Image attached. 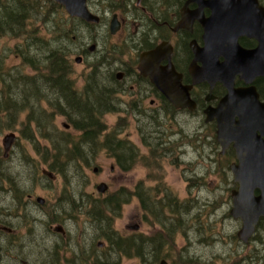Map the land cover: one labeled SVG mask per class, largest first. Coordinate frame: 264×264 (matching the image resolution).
Returning <instances> with one entry per match:
<instances>
[{
	"label": "rangeland",
	"instance_id": "obj_1",
	"mask_svg": "<svg viewBox=\"0 0 264 264\" xmlns=\"http://www.w3.org/2000/svg\"><path fill=\"white\" fill-rule=\"evenodd\" d=\"M55 17L57 22L65 23L68 27H72L71 20H74V25L68 36L63 31L65 26H56L55 30H51L56 32L54 33L56 36L53 35L48 40L66 48L65 51L69 54L68 60L72 68L70 76L77 89L84 85L85 78L91 71L100 70L101 73H104L106 69H113L114 76V68L118 63L128 61L132 55L134 58L132 47L123 36L117 34L107 37L108 29L105 26V21H102L100 25L90 27L84 24L86 22L82 19L70 17L64 9L63 12H56ZM82 22L84 23L82 24ZM43 32V30L40 31V33ZM49 36V34L45 35V37ZM92 43H95L94 49L84 53L83 51H87L88 46ZM13 44L14 41L1 37L0 55L8 54L9 51L4 49L13 46ZM78 55L82 56L80 63H76L74 60ZM8 58L9 66H15L13 71L19 70L20 74L34 73L30 66H23L16 56L9 55ZM108 62L110 63L108 64ZM93 63H95L94 66L98 65L95 69ZM129 82V79L124 77L121 81L123 91L119 90L116 95L118 96L116 102L119 112H110L102 116V121L108 129L120 125L119 118L125 116L123 108L128 107L129 94L136 95L135 87L133 90L129 89ZM144 93L141 92L142 95ZM12 95L14 96V92ZM152 100H156L152 107L160 106L162 110L167 109L164 103L158 102L155 95L151 94H148L144 99V104H148ZM35 105L37 104L35 103ZM41 105L47 108L44 101L41 102ZM27 111L24 109L20 113L19 122L13 129L0 130V160L3 159L0 164V171L3 172L0 174V219L7 212H22L25 219L30 221L25 226L38 227L40 224L33 223L34 218L36 221L50 222L52 216L55 215L57 220L65 222L70 229L71 233L66 237L69 238V241L65 242L76 243L72 244L73 247L75 246V250L72 251L81 252L82 247H87L90 257L100 256L103 259L105 254L95 246L98 241L103 240L94 239L95 230L91 226L96 225L89 220L87 213L89 198L103 197L119 188L128 189L134 194L138 193V187L146 191L148 188L152 192L159 191L158 179H161L164 186L170 188V193L176 200V205H178L176 211L178 212V221H180L176 223L177 226L175 224L172 227L167 225V229L170 231L176 228L172 238L167 237L164 241L168 249V245L172 244L169 258H165L169 264L172 262L183 264L179 257L180 254L197 257L204 264H234L235 258H241L238 264H244L243 257L248 253L251 256V261L247 260L250 264H263L259 263L262 260L256 259L259 256H264L263 246L260 242V239L264 240V236L260 234V231H256L247 243H242L237 238L236 233L241 224L228 213L231 207L230 190L235 187L229 169L233 158L228 160L224 157L225 153L220 154V147L215 141L214 128L211 123H204L203 116L166 112V114H162L161 126L149 124L147 129L150 131H147L150 135L155 136L156 129L163 133L162 138L168 136L170 142L166 144L167 140H165L163 145H173L176 141L178 142L177 146L173 145L166 149L164 154L156 156L158 161H153L151 150L142 144L136 129V122L131 119H128V122L124 121L125 128L121 130L119 137L138 148L140 155H149L147 161L144 162L138 158L130 170L122 171L115 164L113 157L108 156L104 150H98L91 160V167H84L83 173L77 174L78 179L85 175L86 181L70 184L60 173H54L55 178L52 179L41 173L43 169L47 168V164L43 161L42 155L35 151V143L22 133L28 129L24 123H21L24 121ZM138 114L141 113L138 112ZM52 121L55 129L71 131V129L62 126L64 122H67L63 115H54ZM31 129H34L33 125H31ZM10 132L15 134V141L7 155L4 156L2 139L5 134ZM169 133L171 135H168ZM196 135H198L197 138ZM195 138L196 140H194ZM191 140L194 142L190 143ZM37 144L43 148L48 145V142L38 138ZM23 153L28 154L30 159L26 160L27 155ZM147 165L156 173V176L148 173L150 169L146 168ZM94 168L97 170L94 171ZM100 182H105L108 186V190L104 194L96 191V186ZM155 193L159 198L163 192ZM29 194L31 198L27 197ZM38 196L45 200L41 205L35 202V198ZM19 205L27 206V208L16 207ZM38 205L40 206L37 207ZM158 205L164 206V212L153 214L154 208L151 207L144 213L139 199L134 196L122 206L120 215L114 218V229L124 236L156 234L162 228L163 217L167 215L171 217L169 209L165 207L164 203ZM163 213L164 216H162ZM137 223L140 225L139 228L133 230L131 227ZM205 223L212 224L213 232L211 234L209 232L200 233L197 229L195 231V227ZM180 224L193 225L191 233L184 236ZM235 237L236 239H234ZM65 242L59 243L60 247ZM50 250L51 248L47 250L41 244L39 246L34 244L32 239L29 240L26 237L24 252L42 253ZM120 264L138 263L137 260L123 258Z\"/></svg>",
	"mask_w": 264,
	"mask_h": 264
},
{
	"label": "trees",
	"instance_id": "obj_2",
	"mask_svg": "<svg viewBox=\"0 0 264 264\" xmlns=\"http://www.w3.org/2000/svg\"><path fill=\"white\" fill-rule=\"evenodd\" d=\"M59 11L63 12L62 6L54 0H0V38L6 37L14 41L13 46L4 49L9 51L8 54L0 55V130L13 129L19 122L20 113L27 109L25 119L21 123H24L28 129L22 133L35 143V151L42 155L43 161L47 164L46 170L53 175L60 173L70 184L86 181L85 175L78 179L77 174H82L84 167H91V160L98 150H104L108 156L113 157L115 164L122 171L130 170L138 158L147 161L149 155H140L138 148L119 137L128 119L136 122L142 144L151 150L153 161H158L156 156L164 154V151L173 145L177 146L178 142L173 145H163L165 140H167L166 144L170 142L168 136L162 138L163 133L156 129V135L152 136L147 127L149 124L161 126L162 114L169 112L168 108L164 111L160 106L152 107L150 102L144 104L148 94L153 91L155 95V91L144 81L139 82L145 93L142 95L136 92L134 96L129 94L128 107L123 108L125 116L119 118L120 125L108 129L102 121V116L110 112H119L116 95L119 90L123 91L121 82L115 79L112 69H106L104 73L93 70L87 74L85 83L80 89L75 87L74 80L70 76L72 68L66 48L48 40L53 35L56 36L54 34L56 32L51 31L55 30L56 26H65L63 31L68 36L74 25V20H71L72 27L57 22L55 13ZM84 24L90 27L97 26L88 22ZM41 30L44 32L40 33ZM46 34L50 36L45 37ZM108 35L109 32L107 37ZM9 55L16 56L23 66H30L34 73L20 74L19 70L13 71L15 66H9ZM255 85L260 99L264 101V77L258 78ZM155 97L166 103L165 98L160 94H156ZM43 101L47 104V108L41 105ZM54 115H63L71 131L55 129L52 121ZM31 125L34 129H31ZM38 138L46 140L48 145L40 148L37 144ZM194 140L189 142L193 143ZM23 154L27 155L26 160L30 159L28 154ZM224 157L228 160L232 159L233 150H227ZM2 161L3 159L0 160V164ZM146 168L150 169L148 165ZM2 173L0 171V174ZM148 173L156 176L151 169ZM158 183L159 191L163 192L159 198L155 193L159 192L158 190L152 192L150 188L146 191L139 187L137 194L119 188L106 196L89 198L87 213L89 220L96 225H90L95 230L94 239L103 240V246L99 250L105 256L100 259V264H120L123 258L137 260L138 264H158L161 259L169 258L172 244L168 245V249L164 241L167 237L172 238L176 230V228L173 231L168 230L167 225L172 227L173 224L180 222L176 211L178 205L170 193V188L165 187L161 179H158ZM134 196L139 199L144 213L151 207L154 208L153 214L164 212V206L158 205L163 203L169 209L171 217L164 216L163 213L162 228L156 234L124 236L114 229V218L120 215L122 206ZM70 198L71 196L69 200ZM211 225L200 224L195 227V231L197 229L200 233L211 234L213 232ZM179 226L184 236L190 234L193 227L184 224ZM257 231L264 236V218H260ZM260 242L264 252V240L260 239ZM67 247L65 245V248ZM179 257L183 264H204L197 257L181 254ZM240 259L235 258L234 264H238ZM256 259L262 260L259 263L264 264V256ZM243 260L244 264H250L249 253L243 257ZM172 264L176 263L172 262Z\"/></svg>",
	"mask_w": 264,
	"mask_h": 264
},
{
	"label": "water",
	"instance_id": "obj_3",
	"mask_svg": "<svg viewBox=\"0 0 264 264\" xmlns=\"http://www.w3.org/2000/svg\"><path fill=\"white\" fill-rule=\"evenodd\" d=\"M54 1L63 6L70 17L99 22L98 16L88 11L85 0ZM204 4L209 6L211 14L207 18H198L204 31L203 45L194 43L192 47L194 61L199 65L191 67V74L194 84L209 83L208 100L213 97L211 90L216 82L227 91L215 106L205 108L204 122H215V139L221 153L229 146L234 150L235 161L229 169L236 186L230 191L228 213L233 219L241 221L237 238L247 243L259 219L264 218V101L259 99L253 84L255 79L264 77V6L259 5L258 0H206ZM118 29V21L111 19L110 34H115ZM241 36L255 39L256 46L250 49L242 47L238 42ZM93 48L94 45L89 46L90 50ZM162 52L163 44L142 52L137 67L139 72L149 77L151 84L172 106L192 110L194 103L188 95L189 86L181 85V76L172 64L159 65L164 58ZM74 60L80 63L81 56ZM121 75L118 72L116 78L120 79ZM236 78L245 85L234 87ZM63 126L68 128V124L63 123ZM2 141L3 155L6 156L15 141V134H5ZM107 189L105 182L96 186L98 193ZM36 202L43 204L44 198L38 196ZM132 229H138V225ZM101 245L98 242V246ZM158 264L169 263L161 259Z\"/></svg>",
	"mask_w": 264,
	"mask_h": 264
},
{
	"label": "flooded vegetation",
	"instance_id": "obj_4",
	"mask_svg": "<svg viewBox=\"0 0 264 264\" xmlns=\"http://www.w3.org/2000/svg\"><path fill=\"white\" fill-rule=\"evenodd\" d=\"M205 1L85 0V4L88 11L98 16L99 21L106 22L105 26L108 32L110 20L115 18L119 23V29L113 35L109 32L108 36L120 34L129 41L132 47L134 58L132 55L128 61L117 64L114 68L115 79L116 73L120 72L122 75L118 81L121 82L124 77L128 78L130 90L135 87L139 94L143 93L139 82L144 81L149 88L155 91V96L156 94L163 96L151 84L149 77L142 75L137 68L142 52L150 51L159 44H163L164 52H162V56L164 58H162L159 65L162 67L172 64L176 73L181 76V85L189 86L188 95L194 103L192 110L188 107L176 109L165 99L166 107L169 112L175 114L204 116L205 108L209 105L215 106L218 100L227 92L221 83L216 82L211 90L213 97L208 100L206 97L209 92V83H193L191 67L199 65V63L194 61L192 47L195 46L194 43L198 46L203 45L202 35L204 32L198 18H207L211 14L209 6L204 4ZM258 3L264 6V0H258ZM238 42L247 49L253 48L257 44L255 39L246 36H241ZM83 52H90L89 46L87 51ZM167 57L170 59H166ZM257 79L254 80V85ZM244 85L238 78L235 79L234 87H243ZM150 93L154 95L153 91ZM155 101L152 100L151 105L155 104ZM27 197L31 198V195L29 194ZM16 207L27 208V206L21 205ZM35 219L33 223H38L40 226H25L30 221L25 219L22 212H7L2 216V219H0V264H100L101 257H90L87 247H82L81 252L72 251L75 250V246L73 247L72 244L76 243L65 242L69 239L66 237L71 232L65 222L57 220V216L53 215L50 222L46 220L36 221ZM26 237L29 240L32 239L34 244L36 243L38 246L41 244L45 249L51 248V250L42 253L24 252ZM63 242L65 243L60 247L59 243ZM65 245H68V247L65 248ZM60 248L61 251H59Z\"/></svg>",
	"mask_w": 264,
	"mask_h": 264
},
{
	"label": "bare ground",
	"instance_id": "obj_5",
	"mask_svg": "<svg viewBox=\"0 0 264 264\" xmlns=\"http://www.w3.org/2000/svg\"><path fill=\"white\" fill-rule=\"evenodd\" d=\"M41 13V12H40ZM42 15V14H41Z\"/></svg>",
	"mask_w": 264,
	"mask_h": 264
}]
</instances>
